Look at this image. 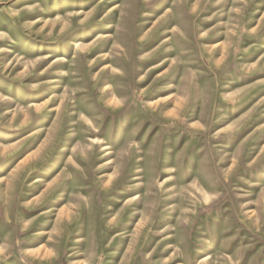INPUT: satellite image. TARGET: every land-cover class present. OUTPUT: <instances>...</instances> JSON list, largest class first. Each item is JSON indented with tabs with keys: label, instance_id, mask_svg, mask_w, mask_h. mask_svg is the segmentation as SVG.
Here are the masks:
<instances>
[{
	"label": "rangeland",
	"instance_id": "374dc122",
	"mask_svg": "<svg viewBox=\"0 0 264 264\" xmlns=\"http://www.w3.org/2000/svg\"><path fill=\"white\" fill-rule=\"evenodd\" d=\"M0 264H264V0H0Z\"/></svg>",
	"mask_w": 264,
	"mask_h": 264
},
{
	"label": "bare ground",
	"instance_id": "6f19581e",
	"mask_svg": "<svg viewBox=\"0 0 264 264\" xmlns=\"http://www.w3.org/2000/svg\"><path fill=\"white\" fill-rule=\"evenodd\" d=\"M77 44V43H76ZM77 46V45H76ZM75 47V46H74Z\"/></svg>",
	"mask_w": 264,
	"mask_h": 264
},
{
	"label": "clouds",
	"instance_id": "9594fccd",
	"mask_svg": "<svg viewBox=\"0 0 264 264\" xmlns=\"http://www.w3.org/2000/svg\"><path fill=\"white\" fill-rule=\"evenodd\" d=\"M15 14V13H14Z\"/></svg>",
	"mask_w": 264,
	"mask_h": 264
}]
</instances>
